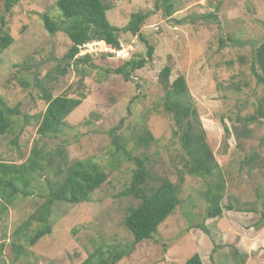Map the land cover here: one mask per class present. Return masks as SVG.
<instances>
[{
  "label": "rangeland",
  "instance_id": "374dc122",
  "mask_svg": "<svg viewBox=\"0 0 264 264\" xmlns=\"http://www.w3.org/2000/svg\"><path fill=\"white\" fill-rule=\"evenodd\" d=\"M160 1L104 0L110 7L106 12L109 22L118 27L125 26L133 12H150L140 34L153 48L152 59L127 79L107 73L104 69H114L145 53L146 44L138 35L121 32L119 57L108 49L91 55L97 67L79 65L86 73L81 84L71 66L64 74L55 69L54 62L43 63L35 73L32 67L47 58L51 48L55 57L64 58L69 47V39L59 32L51 35L40 18L47 13L53 21L59 19L56 0H20L3 15V29L13 43L0 53V94L8 105H18L21 115L15 117L11 131L0 137V161L21 163L35 142L52 161H44V170L35 174L29 195H18L5 211L0 207V245L4 243L0 264H80L98 246L133 241L123 220L138 201L119 192L129 184L134 164L117 155L112 144L114 127L133 155L148 156L152 183L165 176L180 189V204L153 238L138 242L116 264H184L196 252L203 264H236V260L264 264V120L244 119L264 95V86L256 83L251 69L254 49L264 40V0H171L175 10L171 16L165 15ZM210 13L215 19L208 17ZM164 65L171 67L170 80L181 74L185 77L206 142L225 180L220 217L206 218L203 198L216 177L185 171L178 130L161 107L163 88L158 74ZM33 74L34 79L37 74L53 77L47 85L53 96L74 97L78 90L86 93L57 136L37 133V116L45 102L32 84ZM143 125L154 141L148 147H137L135 137ZM60 146L67 161L90 157L98 162L108 173L107 179L89 201L56 202L51 233L33 246L18 234L17 241L26 252L15 257L9 235L44 200L47 179H53L57 171L58 158L52 154ZM252 154L257 158L247 165ZM229 205L232 209L228 211ZM199 224L205 225L206 233L197 228ZM37 226L33 222L28 232Z\"/></svg>",
  "mask_w": 264,
  "mask_h": 264
},
{
  "label": "trees",
  "instance_id": "16d2710c",
  "mask_svg": "<svg viewBox=\"0 0 264 264\" xmlns=\"http://www.w3.org/2000/svg\"><path fill=\"white\" fill-rule=\"evenodd\" d=\"M1 1L3 14L0 17V53L13 43V37L3 29L5 25L3 15L10 12L20 0ZM160 4L166 16H171L175 11L171 0H161ZM56 7L59 11V19L53 21L47 13H42L40 18L44 28L51 35L59 32L69 39L70 44L63 57L73 58V63L55 64V69L60 74H64L66 68L71 66L79 76L78 84H81L86 73L79 65L85 64L91 68L97 66L92 62V56L89 54L76 56L78 45L86 41L102 39L108 45L119 49L118 37L121 32L138 35L146 44L145 53L129 58L114 69L106 68L104 70L107 73L121 74L127 79L133 71L141 69L151 62L153 48L140 34L141 26L149 17L150 12H133L126 25L118 27L109 22L106 12L110 7L104 0H56ZM208 17L215 19L216 15L210 13ZM223 40L220 38V42ZM251 69L256 83L264 86V40L254 49V61ZM170 76L171 67L164 65L158 74V83L163 88L161 107L170 115L178 130L179 143L186 156L185 171L190 175L200 177H216L215 181L204 190L203 198L207 205L206 218L220 217L224 209L221 201L225 191V180L219 171V165L213 152L206 142L205 130L202 127L193 98L188 91L185 77L181 74L170 80ZM52 78L50 74L43 77H39L37 74L32 83L31 77V83L39 90L40 98L45 102L44 111L37 116V133L42 137L61 134L66 127L65 118L86 98V93L83 90H78L74 97L65 94L53 96L47 86ZM78 87L80 88V85ZM20 115L19 106L8 105L0 94V137L11 131L15 117ZM27 118L24 115V119L27 120ZM244 119L247 122L264 120V95L257 100L253 112ZM117 130L118 127L112 129V144L117 155L134 164L129 184L119 192L120 196H131L138 201L137 206L128 209L123 220L124 225L133 236V241L126 244L98 246L80 264H116L123 257L128 256L138 242L153 238L158 231V226L180 204L179 185L165 176L152 183L148 156L133 155L126 149L120 135L116 133ZM224 130L226 135L229 134L225 125ZM153 141L152 132L143 125L141 131L136 134L135 145L148 147ZM11 143H15V140H11ZM52 156L58 158L57 171L53 179H47V193L44 200L38 205L35 212L9 235V243L15 257L26 252L25 247L17 241L18 234H23L26 244L33 246L43 236L51 233V215L56 202L89 201L91 194L107 179L108 173L90 157L67 161L63 146L58 147ZM256 158L257 154H252L247 157L245 163L251 165ZM44 161L51 163L52 157L46 156L43 146L36 142L28 157L21 163L0 161V207L2 211H5L18 195L27 196L30 194V186L33 184L35 174L45 168ZM226 209L229 211L232 208L229 205L226 206ZM33 222H36L38 226L32 232H28L29 226ZM197 228L203 233L207 232V228L203 224H199ZM3 245L4 243H1L0 248ZM234 252L237 253V251ZM184 264H203V261L196 252ZM236 264H243V262L236 260Z\"/></svg>",
  "mask_w": 264,
  "mask_h": 264
},
{
  "label": "built area",
  "instance_id": "2783aa9c",
  "mask_svg": "<svg viewBox=\"0 0 264 264\" xmlns=\"http://www.w3.org/2000/svg\"><path fill=\"white\" fill-rule=\"evenodd\" d=\"M108 46V47H107ZM120 48H122V44L119 42ZM116 49L110 45H108L104 40L99 39V40H91V41H86L82 43L81 45H78V55H95L99 53H104L107 49L113 52L115 57H119L120 55V50L121 49Z\"/></svg>",
  "mask_w": 264,
  "mask_h": 264
},
{
  "label": "water",
  "instance_id": "95a60500",
  "mask_svg": "<svg viewBox=\"0 0 264 264\" xmlns=\"http://www.w3.org/2000/svg\"><path fill=\"white\" fill-rule=\"evenodd\" d=\"M72 60H73V58H71V57H67V58H57V57H55L54 54H53V48H51L48 57L45 58L44 60L40 61V62L32 64V67L34 68V73H35V71L38 69V67L40 65H42L43 63L54 62L56 64H66V63H69ZM33 78H34V74H33Z\"/></svg>",
  "mask_w": 264,
  "mask_h": 264
}]
</instances>
